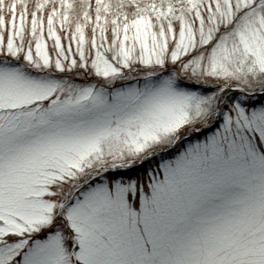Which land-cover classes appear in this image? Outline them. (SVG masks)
I'll return each mask as SVG.
<instances>
[{
  "label": "snow or ice",
  "instance_id": "snow-or-ice-1",
  "mask_svg": "<svg viewBox=\"0 0 264 264\" xmlns=\"http://www.w3.org/2000/svg\"><path fill=\"white\" fill-rule=\"evenodd\" d=\"M0 264H264V0H0Z\"/></svg>",
  "mask_w": 264,
  "mask_h": 264
}]
</instances>
